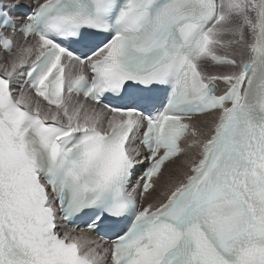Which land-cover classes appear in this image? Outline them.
Segmentation results:
<instances>
[{"label":"snow or ice","instance_id":"obj_1","mask_svg":"<svg viewBox=\"0 0 264 264\" xmlns=\"http://www.w3.org/2000/svg\"><path fill=\"white\" fill-rule=\"evenodd\" d=\"M0 264H264V0H0Z\"/></svg>","mask_w":264,"mask_h":264}]
</instances>
